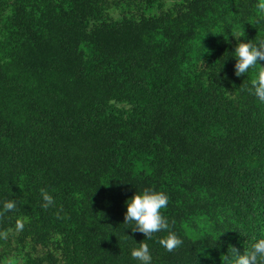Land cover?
Masks as SVG:
<instances>
[{
    "label": "trees",
    "instance_id": "1",
    "mask_svg": "<svg viewBox=\"0 0 264 264\" xmlns=\"http://www.w3.org/2000/svg\"><path fill=\"white\" fill-rule=\"evenodd\" d=\"M260 5L0 0V264H136L139 243L226 264L264 239V61L237 77L232 57L264 41ZM145 188L169 197L151 239L124 223Z\"/></svg>",
    "mask_w": 264,
    "mask_h": 264
},
{
    "label": "clouds",
    "instance_id": "2",
    "mask_svg": "<svg viewBox=\"0 0 264 264\" xmlns=\"http://www.w3.org/2000/svg\"><path fill=\"white\" fill-rule=\"evenodd\" d=\"M260 9L264 12V5H260ZM247 40L248 42H245ZM234 74L237 77L245 76L250 69L260 65L258 61H264V41L259 44H253L249 39L242 41L235 46L234 56ZM253 94L264 102V71H261L254 84ZM44 208L54 205L53 196L47 192H42ZM169 204V197L162 191L152 188H145L140 192H135L125 201L126 211L124 213V223L134 224L133 232H139L145 238L151 239L154 234L167 231L169 222L162 214L163 210ZM17 207L14 200L4 203L3 211L11 212ZM18 228H23V224L19 223ZM161 246L168 252L178 249L183 241L174 233L159 241ZM130 256L136 264H152L153 255L147 243H139V247H134ZM226 264H264V239L258 240L245 254H239L235 248H231V255L225 256Z\"/></svg>",
    "mask_w": 264,
    "mask_h": 264
},
{
    "label": "rangeland",
    "instance_id": "3",
    "mask_svg": "<svg viewBox=\"0 0 264 264\" xmlns=\"http://www.w3.org/2000/svg\"><path fill=\"white\" fill-rule=\"evenodd\" d=\"M125 1V0H124ZM194 217H196V219H198L199 221H200V216H194ZM11 230H14V229H11ZM39 254H42L41 252L39 253ZM3 258H1V261H2V263L3 264H19V262H17V261H15L12 257H10V256H6V261L5 262H3Z\"/></svg>",
    "mask_w": 264,
    "mask_h": 264
}]
</instances>
